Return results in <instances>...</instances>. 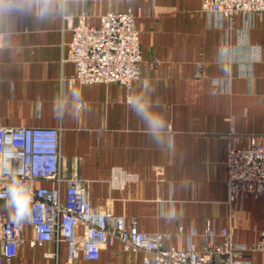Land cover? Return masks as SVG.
<instances>
[{"label":"crops","instance_id":"crops-1","mask_svg":"<svg viewBox=\"0 0 264 264\" xmlns=\"http://www.w3.org/2000/svg\"><path fill=\"white\" fill-rule=\"evenodd\" d=\"M61 3L63 11L43 20L0 19V123L59 127L60 170L85 180L93 205L135 217L140 231L171 233L166 247H186L188 237L174 231L179 224L194 227L199 234L191 242L202 249L200 233L208 220L217 230L229 225L228 145H246L249 134L264 142V13L228 18L202 11L200 0ZM125 11L135 16L140 77L129 87L74 80L73 63L63 60L72 36L67 16L76 23L84 12L85 21L97 26L105 13ZM198 62L202 76L194 78ZM134 96H143L164 118L163 144L152 140L129 108ZM114 168L135 178L119 174V185ZM64 190L62 183V196ZM0 210L9 217L11 209L0 205ZM18 225L23 241L10 264H69L65 242L30 245L29 219ZM232 225L235 241L255 242L264 225V198L237 204ZM143 256L115 240L97 259L80 258L76 264H143ZM260 259L252 253L251 264Z\"/></svg>","mask_w":264,"mask_h":264},{"label":"built area","instance_id":"built-area-1","mask_svg":"<svg viewBox=\"0 0 264 264\" xmlns=\"http://www.w3.org/2000/svg\"><path fill=\"white\" fill-rule=\"evenodd\" d=\"M200 8L230 18L237 13H264V0H200ZM86 16L82 12L76 23L67 16L72 36L63 60L73 63V79L82 83L117 82L129 87L140 77L141 53L134 14L107 12L97 26L87 23ZM223 44L224 37L219 48ZM202 67L201 62L196 63L194 78L202 76ZM60 132L59 127L0 123V205L6 206L7 187L14 178L27 186L32 197L30 245L50 240L65 242L69 264H76L80 258L97 259L100 250L115 240L121 242L125 251H142L143 264H251L254 252L261 256L258 264H264V225L257 240L249 245L233 239L232 225L237 204L248 197L264 198V142L257 135H247L246 145L242 147L228 145L224 165L229 225L217 230L214 221L208 220L200 233L203 247L198 250L191 242L199 234L194 227L179 224L174 231L176 237H188L186 247H166L164 242L171 233L140 231L135 217L126 219L93 205L85 180L64 175L60 170ZM119 174L127 179L135 178L132 173L114 168L113 179L119 185L123 184ZM44 181H53L55 185L46 186L42 184ZM62 183L65 184L63 196ZM22 241L18 223L0 210V264H10Z\"/></svg>","mask_w":264,"mask_h":264},{"label":"clouds","instance_id":"clouds-1","mask_svg":"<svg viewBox=\"0 0 264 264\" xmlns=\"http://www.w3.org/2000/svg\"><path fill=\"white\" fill-rule=\"evenodd\" d=\"M61 0H0V19L14 15H35L43 20L57 11H63ZM76 93H73L75 96ZM129 108L144 124L146 132L157 144L164 143L166 122L162 115L143 96H134ZM6 207L11 209L10 219L22 223L31 216V194L19 179H13L7 187Z\"/></svg>","mask_w":264,"mask_h":264}]
</instances>
